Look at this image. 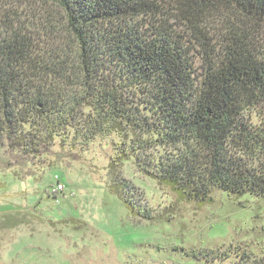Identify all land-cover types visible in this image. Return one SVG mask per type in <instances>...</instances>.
<instances>
[{"label":"trees","instance_id":"16d2710c","mask_svg":"<svg viewBox=\"0 0 264 264\" xmlns=\"http://www.w3.org/2000/svg\"><path fill=\"white\" fill-rule=\"evenodd\" d=\"M34 1L36 22L0 3V145L115 135L110 166L133 158L180 200L264 197V0ZM180 249L264 264L239 245Z\"/></svg>","mask_w":264,"mask_h":264},{"label":"rangeland","instance_id":"374dc122","mask_svg":"<svg viewBox=\"0 0 264 264\" xmlns=\"http://www.w3.org/2000/svg\"><path fill=\"white\" fill-rule=\"evenodd\" d=\"M0 3L32 22L42 9L34 0ZM261 34L257 41L264 46V28ZM192 59L199 72L200 59L195 53ZM116 142L115 135L99 136L84 145L71 133L31 155L1 141L0 264L237 262L234 255L196 260L181 247L224 251L239 245L251 257L262 254L264 197L235 199L215 190L210 203L180 200L139 171L133 158L111 167ZM150 154L145 151L146 158ZM119 184L136 210L118 194Z\"/></svg>","mask_w":264,"mask_h":264},{"label":"built area","instance_id":"2783aa9c","mask_svg":"<svg viewBox=\"0 0 264 264\" xmlns=\"http://www.w3.org/2000/svg\"><path fill=\"white\" fill-rule=\"evenodd\" d=\"M59 187L61 188V185L57 186L56 188H59Z\"/></svg>","mask_w":264,"mask_h":264}]
</instances>
